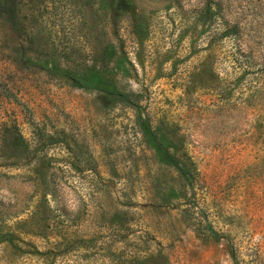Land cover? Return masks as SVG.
<instances>
[{
	"label": "rangeland",
	"instance_id": "obj_1",
	"mask_svg": "<svg viewBox=\"0 0 264 264\" xmlns=\"http://www.w3.org/2000/svg\"><path fill=\"white\" fill-rule=\"evenodd\" d=\"M214 1L116 13L0 0V264H49L64 243L65 264L158 249L166 260L145 264H264V71L219 21L197 20ZM54 65L88 78L96 67L133 103L43 69ZM143 119L189 163L192 187L147 145Z\"/></svg>",
	"mask_w": 264,
	"mask_h": 264
},
{
	"label": "trees",
	"instance_id": "obj_2",
	"mask_svg": "<svg viewBox=\"0 0 264 264\" xmlns=\"http://www.w3.org/2000/svg\"><path fill=\"white\" fill-rule=\"evenodd\" d=\"M101 7H108L111 11L116 13H122L126 11L129 5V0H100ZM264 0H217L205 5L198 14L197 20L206 22L205 25H213L216 22H220L222 25L220 38H226L234 41L237 54L241 58H248L253 62L255 59H259L258 66L264 71ZM247 33L251 34L252 39L257 41L253 46V43L249 46V40H247ZM262 37V38H258ZM255 55V58H254ZM115 56L113 49L107 47L104 51L103 57L111 59ZM45 71L57 77H61L66 81H69L72 85L79 88L93 89L106 94L108 97L122 101L126 103H133L130 100V95L120 91L116 83L106 77H103L100 70L96 67L92 68V73L88 77L80 76L79 74L67 70L61 69L57 65L43 68ZM138 126L141 130L143 138L147 145L154 151L157 158L166 166L174 169L180 178H182L189 187H192L194 182V174L190 169L189 163L182 160L180 157L172 153L168 147L164 144L162 135L157 131V128L147 119L140 120ZM145 241L146 238H141ZM60 242L58 244H61ZM57 244V245H58ZM139 245V244H138ZM68 243H64L62 248L55 251V255H52V260L49 264H65L66 256L69 253ZM38 255L42 253L36 251ZM133 254L129 258L130 264H145L148 258L152 260H166V256L161 249H158L156 255H150L149 257H138L140 252Z\"/></svg>",
	"mask_w": 264,
	"mask_h": 264
}]
</instances>
